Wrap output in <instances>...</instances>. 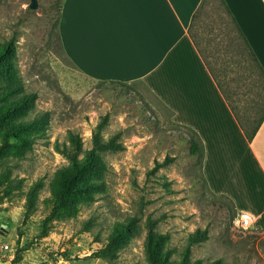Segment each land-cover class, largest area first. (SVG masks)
I'll return each mask as SVG.
<instances>
[{"label":"rangeland","instance_id":"374dc122","mask_svg":"<svg viewBox=\"0 0 264 264\" xmlns=\"http://www.w3.org/2000/svg\"><path fill=\"white\" fill-rule=\"evenodd\" d=\"M37 1L29 9L30 0H0V43L14 40L20 83L36 95L31 109L6 116L14 99L0 80V264H182L196 230L207 238L187 264H264V232L239 226L231 202L208 190L189 153L192 134L144 84L99 85L80 74L60 47V0ZM211 14L223 29L219 4ZM199 42L213 64V55L227 60ZM225 43L238 53L231 36ZM103 119L101 139L122 148L79 170ZM118 228L125 232L109 243Z\"/></svg>","mask_w":264,"mask_h":264},{"label":"crops","instance_id":"0c3cea01","mask_svg":"<svg viewBox=\"0 0 264 264\" xmlns=\"http://www.w3.org/2000/svg\"><path fill=\"white\" fill-rule=\"evenodd\" d=\"M202 0H63L61 49L93 82H140L202 140L208 190L264 232V120L248 140L188 34ZM264 70V0H224Z\"/></svg>","mask_w":264,"mask_h":264},{"label":"trees","instance_id":"16d2710c","mask_svg":"<svg viewBox=\"0 0 264 264\" xmlns=\"http://www.w3.org/2000/svg\"><path fill=\"white\" fill-rule=\"evenodd\" d=\"M63 0H60L58 4V13L60 14ZM219 6L224 10L226 19L228 21L222 22V28L213 27L212 22V10ZM58 19L56 21V28L58 25ZM188 34L196 46L203 61L208 67L212 77L214 78L219 90L228 103L232 113L234 114L238 124L243 130L246 138L250 141L255 136L260 125L264 120V70L248 44L244 34L236 23L229 8L224 0H202L197 10L194 12L191 18L190 25L188 27ZM203 35H205L203 37ZM231 36L236 41L238 46V53L234 55L229 45L225 43V37ZM200 41L210 47V50L214 49L213 54H217L220 51L224 52L227 56L223 62H218V57L214 56V64L210 61L211 56L205 52L200 46ZM61 47V46H60ZM16 59V47L14 40L11 39L4 43H0V80L2 82L1 88L3 89L2 95L4 98L14 99L12 105H8L5 108V115L9 116L20 109H31L33 107L36 95L34 93H25L20 79L18 77V71L15 64ZM229 63L233 64L234 69L228 68ZM236 75L235 78L229 77L228 73ZM136 83V82H133ZM140 83V82H139ZM99 85H121L126 86L131 83H123L119 81H101L96 82ZM234 84V85H232ZM148 89V88H147ZM9 104V103H7ZM176 124V123H175ZM179 125V124H177ZM105 126V119L98 124L96 131L92 137V147L85 152L83 161H80L82 167L79 170L89 168L95 165L94 154L100 153L104 150L119 151L122 146L115 143V140L110 139L103 141L101 139V131ZM180 127L186 129L192 134V137L187 139L188 149L191 156L199 158L200 165L203 158V144L199 135L191 128L183 125ZM70 140L73 142L76 154L81 153V141L76 135L70 134ZM159 164H157V167ZM156 167V168H157ZM201 170V166H200ZM78 171V170H77ZM202 175V173H201ZM204 184L206 181L202 175ZM207 186V185H206ZM223 198L228 199L233 205L232 201L226 196L220 195ZM234 207V205H233ZM125 230L118 228L112 235L109 243L113 242L118 235L123 234ZM207 238L206 230H196L190 237L189 243L183 253L182 264L188 263V258L191 252V247L197 242L204 241ZM107 250V246L97 253H93V256H104ZM207 264H221L220 259H215Z\"/></svg>","mask_w":264,"mask_h":264},{"label":"built area","instance_id":"2783aa9c","mask_svg":"<svg viewBox=\"0 0 264 264\" xmlns=\"http://www.w3.org/2000/svg\"><path fill=\"white\" fill-rule=\"evenodd\" d=\"M238 215H239V221H238L239 226H241L242 228L251 227L252 215L250 213L241 211ZM5 248H7V245H5Z\"/></svg>","mask_w":264,"mask_h":264},{"label":"water","instance_id":"95a60500","mask_svg":"<svg viewBox=\"0 0 264 264\" xmlns=\"http://www.w3.org/2000/svg\"><path fill=\"white\" fill-rule=\"evenodd\" d=\"M38 8V1L37 0H30L29 9H37Z\"/></svg>","mask_w":264,"mask_h":264}]
</instances>
